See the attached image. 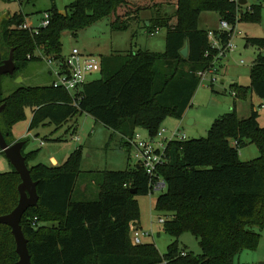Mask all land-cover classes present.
Masks as SVG:
<instances>
[{"label": "trees", "instance_id": "16d2710c", "mask_svg": "<svg viewBox=\"0 0 264 264\" xmlns=\"http://www.w3.org/2000/svg\"><path fill=\"white\" fill-rule=\"evenodd\" d=\"M164 5L176 6L175 12L142 18L144 10ZM262 7L252 4L240 22L259 21ZM205 11H216L220 20L236 23L237 4L231 0H74L64 12L53 0L46 11L50 24L37 33L20 27L26 22L23 15L4 20L0 50L6 59L14 49V76L28 60L38 57L37 50L62 60V32L69 30L77 36L104 17L118 31L133 23H143L151 34L166 29L167 45L164 53L140 48L102 57V77L88 81L74 96L53 84L19 87L4 96L0 79V103L5 104L0 128L6 140L15 142L13 126L28 106L34 110L31 128L61 126L87 113L119 133L129 152L126 138L133 137L138 126L154 138L167 116H184L201 84L199 72L211 67L218 54L208 37L210 29L198 25ZM229 36V32L217 35L222 46ZM247 41L260 53L251 68V84L234 86L233 95L245 100L255 93L264 99V37H247ZM186 43L189 54L184 57L181 50ZM259 118L254 104L247 116L240 117L235 102L232 111L215 119L206 137L168 144L169 161L158 170L167 190L155 202V209L165 219V231L176 238L165 254L154 243L133 245L131 241L132 222L136 224L140 217L138 196L154 192L143 167L105 170L97 199L74 200L82 148L58 166H30L33 152L25 153L23 148L39 194L38 204L21 220L32 264H233L241 250L258 246L261 234L253 226H264V126ZM249 143L258 146L260 155L245 161L239 149ZM20 183L14 168L0 173V215L18 205ZM43 221L54 224L44 226ZM185 231L199 240L200 254L182 256L186 250L180 249L179 237ZM19 260L12 228L0 223V264H19Z\"/></svg>", "mask_w": 264, "mask_h": 264}, {"label": "rangeland", "instance_id": "374dc122", "mask_svg": "<svg viewBox=\"0 0 264 264\" xmlns=\"http://www.w3.org/2000/svg\"><path fill=\"white\" fill-rule=\"evenodd\" d=\"M59 11L64 12L68 4L74 0H54ZM249 4L259 3L261 17L257 22H240L234 32L233 43L236 49L227 54L219 65L220 70L217 81L212 84L211 74L201 81L191 106L180 119L176 116H167L160 125V129L168 132L165 137L170 138L172 132L179 129L188 139L206 137L212 123L219 116L233 110L235 102L240 117L247 116L254 104L260 112L259 122L264 126V99L252 93L247 99L234 97L233 90L236 85L248 86L251 84V68L260 53V50L248 43L247 37H264V0H247ZM53 5V0H0V33L4 20L14 15H23L32 26L38 27L44 19L45 12ZM176 10L174 5H164L155 10H144L142 17L149 19L157 14H172ZM221 17L216 11L202 12L199 18L201 29H215L220 26ZM111 19L104 17L95 23L81 29L77 36L69 30L62 32V55L67 56L74 48L85 53L102 57L111 54H127L140 48L154 52H166V29L157 33H149L142 24L133 23L129 29L118 31L110 26ZM242 30V34L238 31ZM36 59L28 60L16 75L5 74L1 77V89L4 96L10 95L19 87L51 85L56 79L47 56L40 50L36 51ZM243 61V62H242ZM102 77V73L95 72L88 76V81ZM225 79V82L222 80ZM213 85V86H212ZM34 110L26 107L25 115L17 121L12 130L16 137L26 140L24 152L32 153L29 165L44 163L52 165L51 156L64 163L69 155L78 147L82 148L83 156L81 172L77 178L74 200H94L98 197L99 184L103 179L105 170H127L134 168L135 148L130 152L121 145V136L97 121L87 113L78 114L73 120L61 126L55 124L40 125L31 128ZM181 128V129H180ZM137 133L147 137L148 131L138 126ZM75 135L80 141L75 140ZM44 140L45 144H41ZM240 158L249 161L260 155L258 146L249 143L240 149ZM9 158L5 152H0V173L12 170ZM156 190L147 195L138 196L140 217L133 231L141 233L142 243H154L161 254L167 252L170 243L176 240L166 232L164 224L160 221L162 214L155 209L157 198L164 192ZM253 229L261 234L259 244L255 248H246L235 255L233 264H264V226L254 225ZM147 233V234H145ZM180 249L196 255L202 252L199 240L190 231H185L179 237Z\"/></svg>", "mask_w": 264, "mask_h": 264}, {"label": "built area", "instance_id": "2783aa9c", "mask_svg": "<svg viewBox=\"0 0 264 264\" xmlns=\"http://www.w3.org/2000/svg\"><path fill=\"white\" fill-rule=\"evenodd\" d=\"M237 4V20L235 24L229 23L227 20H221L220 26L214 30L210 29L208 37L213 49L218 50V54L215 57V61L211 67L199 72L201 80L206 79L211 74V83L214 84L217 81V74L219 73L221 61L227 54H231L235 51L236 45L233 43L234 32L240 23L241 15L245 11L251 10L252 4L248 1L246 4H242L240 0H231ZM261 1V0H257ZM50 24V14L45 12V16L40 26L34 27L28 21H26L21 28H26L34 32H38L40 27H47ZM158 32V31H157ZM156 32V33H157ZM225 32H229L230 36L227 43L222 46L220 44V38L217 35H221ZM243 31L239 30L238 34H242ZM49 64L52 67V72L56 79L52 83L53 86L63 88L69 91L73 96L88 82V76L99 72L102 68L101 58L97 55L85 53L78 48H74L69 55L64 56L62 60H57L53 57H46ZM243 62V61H242ZM168 131L165 129H159L157 135L154 138L143 137L141 133H135L133 137H127L126 140L130 143L131 148L134 147V159L136 164L143 167L146 173L149 175L153 187L152 190H163L167 187L166 180L159 174L158 170L161 166L165 165L169 161L167 154V147L171 141L184 140L186 135L182 134L179 129L172 132L170 138L165 137ZM75 140L80 141V137L75 135ZM41 144L44 145V140H41ZM37 218H35L36 220ZM164 218H160V221L164 222ZM36 225V221L34 222ZM147 234V233H145ZM133 245L142 244L141 233L138 230L133 231L131 236ZM187 252L183 251L182 256H186Z\"/></svg>", "mask_w": 264, "mask_h": 264}, {"label": "water", "instance_id": "95a60500", "mask_svg": "<svg viewBox=\"0 0 264 264\" xmlns=\"http://www.w3.org/2000/svg\"><path fill=\"white\" fill-rule=\"evenodd\" d=\"M242 4H246L247 0H240ZM184 57L189 54V44L181 50ZM16 71V63L14 60V49L11 50L8 58L3 59L0 50V79L3 75H13ZM1 95V92H0ZM5 104L0 103V114L4 111ZM25 140H19L9 143L6 140L4 133L0 128V148L9 158L14 169L20 174L21 183L18 186L20 198L18 205L12 212L0 215V223L7 224L12 228V233L16 241V250L19 254V264H32L31 255L28 248V239L22 229L21 220L24 213L33 206H36L39 201L37 191V181L32 178L31 170L27 164L26 156L23 153Z\"/></svg>", "mask_w": 264, "mask_h": 264}, {"label": "crops", "instance_id": "0c3cea01", "mask_svg": "<svg viewBox=\"0 0 264 264\" xmlns=\"http://www.w3.org/2000/svg\"><path fill=\"white\" fill-rule=\"evenodd\" d=\"M144 20H149V19H145L144 17H142ZM215 29H217V28H215ZM222 82H225V79H223L222 80ZM250 113V112H249ZM248 113V114H249ZM245 117V116H244ZM181 129V128H180ZM121 136V135H120ZM147 137H148V135H147ZM13 138H14V141L16 142V141H19V140H23V139H21V137H16V136H14L13 135ZM232 144H235V142L234 141H232ZM122 145V144H121ZM24 148H25V146H24ZM1 149V148H0ZM51 160H52V165H55V166H58V165H61V164H63V163H60V161L58 160V158L57 157H55V156H51ZM13 166V165H12ZM40 224H42V225H44V226H52L53 224H54V222H51V221H43L42 223H40ZM134 226L135 225H137V223L136 224H133Z\"/></svg>", "mask_w": 264, "mask_h": 264}]
</instances>
